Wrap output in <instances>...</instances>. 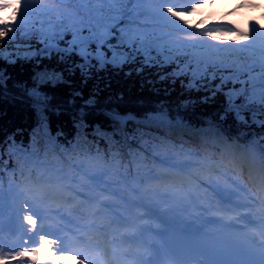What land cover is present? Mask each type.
Wrapping results in <instances>:
<instances>
[{
	"label": "snow or ice",
	"instance_id": "6c2138e0",
	"mask_svg": "<svg viewBox=\"0 0 264 264\" xmlns=\"http://www.w3.org/2000/svg\"><path fill=\"white\" fill-rule=\"evenodd\" d=\"M204 2L0 0V60L9 65L43 55L66 65L72 75L79 70L85 82L97 68L108 66L123 70L126 65H138L133 69L137 74L146 68H156L159 74L174 66L161 79L184 77L189 90L211 91L213 98L222 94L225 104L220 121L231 115L238 126L261 129L259 139L240 144L244 134L230 138L220 123L209 121L207 129H195L179 115L172 118L161 111L137 121L156 132L165 130L157 136L137 128L141 138L152 136L161 143L143 140L142 152L128 153L129 163L122 162L121 141L114 137L119 134L123 145L130 147L125 129L134 119L131 116L110 113L116 125L113 131L96 128L108 142V154L99 147L93 153L79 142H70L65 148L51 139L43 157L33 151L21 162L22 176L27 169L23 184L10 181L5 193L0 182V216L7 197L20 221V242L6 246L0 241V264H24L26 257L28 264H155L157 250L140 239L150 229L129 221L144 220L155 211L157 200L169 198L211 212L236 229L234 234L188 249L186 254H171L170 264H264V25L253 20L248 29L239 24L226 26L241 45L231 46L218 39L221 28H201L184 19ZM238 7L260 5L244 0ZM33 39L43 45L38 51L31 50L30 44L22 50L14 43ZM10 79L0 70V95L8 96ZM32 80V86L24 85L23 91L41 113L49 104L44 88L68 83L64 70L47 68L36 72ZM85 103L94 105L95 99L90 97ZM173 133L181 138L200 137L205 143L210 140L214 147L222 146L220 155H202L195 147L177 146L165 138ZM145 152L153 157V166L156 157L166 166L162 175L152 177ZM142 176L147 177L143 183ZM153 178L166 181L162 189L149 182ZM136 208L146 211L132 217L129 213ZM132 241H137L135 247ZM42 253L48 254L41 257Z\"/></svg>",
	"mask_w": 264,
	"mask_h": 264
},
{
	"label": "trees",
	"instance_id": "16d2710c",
	"mask_svg": "<svg viewBox=\"0 0 264 264\" xmlns=\"http://www.w3.org/2000/svg\"><path fill=\"white\" fill-rule=\"evenodd\" d=\"M67 7L71 8L72 5ZM199 10V8H198ZM184 19L189 20L191 25L200 24L207 19L205 14L198 11L185 14ZM258 24L264 25L262 20ZM70 38L69 37H66ZM220 41H233L237 39L234 33L229 36L218 38ZM216 43L217 41H212ZM22 46L31 45V50L38 51L43 47L35 39L31 41L18 40ZM238 47L240 44H236ZM63 46V45H62ZM138 65H126L123 70L114 69L108 66L106 69L97 68L92 73V78L86 82L82 79L79 70L74 75L70 74L67 66L59 63L55 58L49 59L46 56L33 57L30 61L18 60L15 65H9L0 60V70H3L11 79L8 81V96L0 95V182L4 192H8L9 182L23 184L24 175L21 174V162L25 156L33 151H38L43 157L44 152L49 148L51 139L58 145L65 148L71 143H77L95 153L97 147L109 153L108 142L96 132L99 127L101 131L112 132L116 126L109 118L110 113H119L121 116L134 117L129 120L126 131L129 134L128 145H123V138L117 134L114 139L121 141L120 151L123 153L122 162L129 163V152L139 154L143 151L140 144L143 140L160 144L161 141H153L152 136L140 137L137 128L144 132H155L157 136L163 135L165 130L156 132L154 128H144L138 125L146 116L155 115L161 111L167 112L170 117L177 115L195 129H207L209 121H215L223 125L224 134L235 138L241 134L243 138L238 142L244 144L253 138L259 139L261 129L253 125L250 129L238 126L229 115L227 121H220L223 113L225 98L217 94L214 98L211 91L189 90L186 85L187 79L180 77L173 81V78L161 79V75L170 73L174 66H169L158 74L156 68H146L143 73L137 74L133 69ZM45 68L52 70H64V77L68 83L58 84L55 87L49 85L44 91L49 96L48 108L44 112H38L32 101L23 91V86H32L33 76ZM132 71L131 75H126ZM183 81V84L181 83ZM215 81L214 83H218ZM19 84L20 87H13ZM239 87V85H237ZM79 92L80 95H76ZM93 97L94 105H86V101ZM207 98V99H205ZM256 133V136H253ZM135 135V139L131 137ZM170 139L177 146L195 147L202 155L215 152L220 155L221 147H214L211 141L203 142L200 137L191 135L181 138L179 133H173L165 137ZM114 147L112 151H115ZM163 150V149H161ZM57 148L56 152L59 153ZM148 156V153H144ZM171 154V153H169ZM52 153L49 152V157ZM148 156V163L151 175L163 174L166 171L165 165H161L160 159ZM129 170L132 166L129 164ZM33 178L36 173L33 171ZM147 177L142 176L141 181L145 182Z\"/></svg>",
	"mask_w": 264,
	"mask_h": 264
},
{
	"label": "rangeland",
	"instance_id": "374dc122",
	"mask_svg": "<svg viewBox=\"0 0 264 264\" xmlns=\"http://www.w3.org/2000/svg\"><path fill=\"white\" fill-rule=\"evenodd\" d=\"M242 2H244V0H205L204 3L200 4L199 10L198 9L196 10L202 14H205V16H207V19L203 21L202 23H200L201 28L219 27L221 28L220 37H225V36H229L233 34L227 31L226 26H232L235 24H239L242 28L248 29L250 21L254 20L257 22L258 20H262L264 22V0H251V3L260 5L259 8H245L241 10L239 9L238 6ZM189 30L196 31L194 27H190ZM234 36L236 37L235 34ZM237 40L238 38L234 39L233 41L228 40L227 42H230L231 46L238 47L236 45ZM155 176L156 175L152 177H155ZM149 182L159 185L161 189L166 183L164 179L158 180L155 178L151 179ZM8 190H9V185H8ZM163 200L164 199L157 200L153 204V208L159 209V210L162 209L161 201ZM11 203L12 201L9 200L7 197L4 199L3 212H2V216H0V226L3 227V232L0 233V241H2L3 244L6 246L15 245L20 242V233L18 231V226H19L20 221L17 219L16 214L11 210L10 208ZM178 206L179 207L177 208L174 205H168V207H164L167 215L173 216L176 213H179L180 215L186 218L193 216L192 213L185 212L186 208H193L195 209V211L199 212V209L192 205L182 204L179 202ZM145 211L146 210L144 208H136V209H132L129 214L132 217H136L138 214L144 213ZM149 213L144 220H131L129 221V223H135V224L140 225L144 229H150V231H148L150 235L149 238H152V232H153L152 230L156 228V225H153V224L155 222H160L161 219L159 217L162 216L164 218V215L159 214V217L157 219H153V221H148V218L150 217L154 218V216L153 217L150 216ZM27 227H28L27 223L24 222V228L26 229ZM149 238L146 240L143 236L140 237V239L144 242L145 245H149V244L151 245V241ZM24 239H27V237L25 236ZM132 243H133V246L135 247V244L137 243V241H132ZM47 254L48 253H42L41 257ZM39 258L40 257H37V259ZM28 259L29 258L27 257L25 258L24 264H28ZM11 264H18V262L11 261Z\"/></svg>",
	"mask_w": 264,
	"mask_h": 264
},
{
	"label": "bare ground",
	"instance_id": "6f19581e",
	"mask_svg": "<svg viewBox=\"0 0 264 264\" xmlns=\"http://www.w3.org/2000/svg\"><path fill=\"white\" fill-rule=\"evenodd\" d=\"M223 22V21H222ZM169 202V205H174L176 208L179 207L178 203L179 201L175 200V199H164L162 202ZM168 207V206H167ZM155 211L159 214L164 215V218L162 219L163 221H166L165 223H169L178 227L183 228L184 230L187 231H193L195 233H197L198 229L200 230L201 228L207 227V232L206 234L209 233H213L216 230H218L216 228V224L219 222V217L218 216H213V214L211 212H198L195 211V209L193 208H186L185 212H189L192 213L193 216H190L189 218H186L182 215H180L179 213H176L173 216H168L165 208L162 209H155ZM196 213V214H195ZM217 220L218 222L216 223H210V220ZM162 222H155L153 225H156V228H154L152 231V238H149L151 241V245H153L155 247V249L157 250L156 252H163V240H162V235H157V233H163L166 232L167 230V225L163 224ZM163 264H170L169 263V258L166 256V254L163 257Z\"/></svg>",
	"mask_w": 264,
	"mask_h": 264
},
{
	"label": "water",
	"instance_id": "95a60500",
	"mask_svg": "<svg viewBox=\"0 0 264 264\" xmlns=\"http://www.w3.org/2000/svg\"><path fill=\"white\" fill-rule=\"evenodd\" d=\"M129 116H131V115H129Z\"/></svg>",
	"mask_w": 264,
	"mask_h": 264
}]
</instances>
